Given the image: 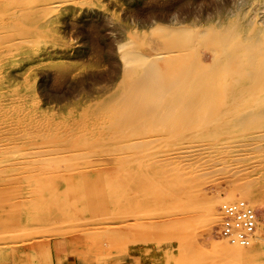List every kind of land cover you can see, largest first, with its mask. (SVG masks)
I'll list each match as a JSON object with an SVG mask.
<instances>
[{
	"label": "rangeland",
	"instance_id": "obj_1",
	"mask_svg": "<svg viewBox=\"0 0 264 264\" xmlns=\"http://www.w3.org/2000/svg\"><path fill=\"white\" fill-rule=\"evenodd\" d=\"M263 16L264 0H0V264H264V131L140 116L131 130L148 110L123 92L124 53L164 51L162 18L239 36ZM192 38L191 56L212 61ZM194 143L237 147L166 150ZM241 188L260 194L259 225L249 254L231 256L214 210Z\"/></svg>",
	"mask_w": 264,
	"mask_h": 264
},
{
	"label": "bare ground",
	"instance_id": "obj_2",
	"mask_svg": "<svg viewBox=\"0 0 264 264\" xmlns=\"http://www.w3.org/2000/svg\"><path fill=\"white\" fill-rule=\"evenodd\" d=\"M256 19L246 18L236 30L240 33L239 36L232 35L230 30L211 29L196 32L195 27L184 26L183 21L179 20L162 18L163 21L155 22L152 31L161 39L159 40L164 45L162 46L164 51L145 56L131 47L133 50L129 49L128 53H124L125 65L128 67H125L126 74L130 77L125 85L127 93L123 92L128 94V101L132 98L131 104L135 103L133 108L148 110L138 111L136 118L130 122L136 123L137 126L129 128L139 130L137 120L140 116L150 118L149 120L145 118L146 124L164 123L167 128L173 126L177 130L207 132L211 128L216 131H228L240 126L249 129L252 128V124H256V129L264 131V16ZM194 35L213 46L215 54L212 61L197 60L191 56ZM126 45L128 43L122 44L120 48L125 49ZM225 63H231L232 69L224 66ZM121 94H115L117 102ZM128 101L126 100V103ZM217 138L219 137H212L211 140H221ZM254 140L261 141L257 138ZM245 141L252 142V138H246ZM176 146L166 149L173 152L172 155L169 154L170 158H174L175 154H177L175 158L189 157L193 148L199 150L198 152L210 151L213 154L227 156L226 153L232 151L226 149L237 147V144L194 143ZM248 146L242 144V147ZM261 160L264 161L262 158ZM251 190L250 197L247 195L249 188L234 190L225 202L242 199L255 208L262 200L256 190ZM222 203L224 201L219 202L217 206H221ZM217 206L214 210L215 220L222 224L223 215L222 212L219 213V207V215L217 214ZM221 236L225 242H229L222 234ZM229 243L222 245V248L231 256L249 254L246 247H250L251 244L242 246Z\"/></svg>",
	"mask_w": 264,
	"mask_h": 264
},
{
	"label": "built area",
	"instance_id": "obj_3",
	"mask_svg": "<svg viewBox=\"0 0 264 264\" xmlns=\"http://www.w3.org/2000/svg\"><path fill=\"white\" fill-rule=\"evenodd\" d=\"M220 211L221 234L232 244L249 246L259 225L256 209L241 199L222 203Z\"/></svg>",
	"mask_w": 264,
	"mask_h": 264
}]
</instances>
